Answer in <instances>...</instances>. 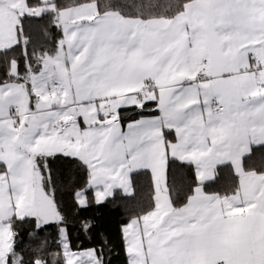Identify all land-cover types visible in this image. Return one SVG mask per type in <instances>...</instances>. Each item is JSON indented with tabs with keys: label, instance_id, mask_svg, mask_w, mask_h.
Here are the masks:
<instances>
[{
	"label": "snow or ice",
	"instance_id": "6c2138e0",
	"mask_svg": "<svg viewBox=\"0 0 264 264\" xmlns=\"http://www.w3.org/2000/svg\"><path fill=\"white\" fill-rule=\"evenodd\" d=\"M40 19L59 33L52 48L29 34ZM149 102L159 115H144ZM254 147L264 0H0V264H106L105 246L71 245L50 174L59 157L78 207L90 189L99 204L131 195L133 173L150 176L151 207L122 228L128 264H264V170L245 165ZM173 165L195 169L182 201ZM224 168L238 183L206 192ZM26 224L33 239L55 226L61 251H17Z\"/></svg>",
	"mask_w": 264,
	"mask_h": 264
},
{
	"label": "trees",
	"instance_id": "16d2710c",
	"mask_svg": "<svg viewBox=\"0 0 264 264\" xmlns=\"http://www.w3.org/2000/svg\"><path fill=\"white\" fill-rule=\"evenodd\" d=\"M61 3L72 4L74 0H60ZM41 27L47 28L50 38L45 39L41 33ZM29 34L33 42L40 50L54 47V38L59 36L56 29L49 25L46 19L36 20L29 27ZM22 59L19 49L14 53ZM139 111V110H138ZM125 116L135 115L132 111L122 110ZM156 104L149 102L144 111L145 116L158 115ZM137 119L139 116L136 117ZM126 123V122H125ZM252 159H245L246 168H254L257 171L264 170V148H254ZM50 174L53 187L56 190L58 208L66 217L67 231L71 238L74 250H86L88 248H100L105 246L106 264H128L125 251V241L122 228L130 223L131 219L140 215L153 203V187L149 175L142 173L133 174L134 194L126 196L121 191H116L112 198L104 204L94 201L92 190H88L87 196L92 201L86 207H78L74 202V193L70 186L69 173L66 171L65 158L59 157L50 161ZM171 180L174 181L172 195L178 196L182 201L184 194L192 190L194 185V169L189 165H173L171 168ZM78 184L83 181L76 173L71 174ZM238 183V178L228 168L219 171L217 178L205 185L207 192H224ZM179 190V191H178ZM90 222L94 227L85 232L82 230L83 222ZM16 237L17 251H27L39 246L41 241L46 242L48 257L61 251L58 248L60 237L55 226H49L39 232V239H33L29 235L31 224L17 225Z\"/></svg>",
	"mask_w": 264,
	"mask_h": 264
},
{
	"label": "crops",
	"instance_id": "0c3cea01",
	"mask_svg": "<svg viewBox=\"0 0 264 264\" xmlns=\"http://www.w3.org/2000/svg\"><path fill=\"white\" fill-rule=\"evenodd\" d=\"M151 103H154L155 104V102H151ZM123 110V109H122ZM158 115H159V113H158ZM82 127H83V125H81ZM170 139L172 138L171 136L169 137ZM254 148H259V147H254ZM253 148V149H254ZM192 168L194 169V166H192ZM194 172H195V169H194ZM133 174H135V173H133ZM211 182H213V181H211ZM211 182H206V184H209V183H211ZM205 184V185H206ZM116 191H121L124 195H126V196H132L133 194H134V191H133V193L131 194V195H127V194H125L121 189H116L115 191H114V194H115V192ZM205 191H206V189H205ZM207 192V191H206ZM92 195H93V197H94V191L92 190ZM113 197V196H112ZM112 197H109V198H107L105 201H103V202H101V203H99V205L100 204H104L108 199H110V198H112ZM124 241H125V249H126V239H125V237H124Z\"/></svg>",
	"mask_w": 264,
	"mask_h": 264
}]
</instances>
